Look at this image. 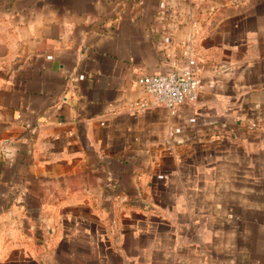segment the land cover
Here are the masks:
<instances>
[{"label": "crops", "instance_id": "1", "mask_svg": "<svg viewBox=\"0 0 264 264\" xmlns=\"http://www.w3.org/2000/svg\"><path fill=\"white\" fill-rule=\"evenodd\" d=\"M0 141V264H264V0H0Z\"/></svg>", "mask_w": 264, "mask_h": 264}, {"label": "built area", "instance_id": "2", "mask_svg": "<svg viewBox=\"0 0 264 264\" xmlns=\"http://www.w3.org/2000/svg\"><path fill=\"white\" fill-rule=\"evenodd\" d=\"M195 60L188 59L181 69L146 76L141 83L142 97L139 105L146 108L147 98L150 97L156 104L174 110L180 106L194 105L200 94L202 79L195 70ZM83 78V76H80ZM254 128L255 125L250 126ZM176 134L179 131L175 132ZM8 144V141H0V146Z\"/></svg>", "mask_w": 264, "mask_h": 264}]
</instances>
